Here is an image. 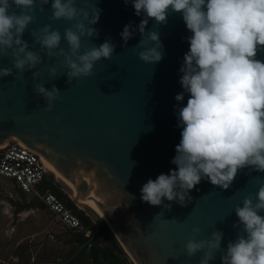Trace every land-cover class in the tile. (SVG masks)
I'll return each instance as SVG.
<instances>
[{
  "label": "water",
  "instance_id": "1",
  "mask_svg": "<svg viewBox=\"0 0 264 264\" xmlns=\"http://www.w3.org/2000/svg\"><path fill=\"white\" fill-rule=\"evenodd\" d=\"M94 2L101 9L93 25L98 36L82 38L81 51L98 47L109 38L115 49L111 59L102 58L94 64L93 75L67 83L63 58H48L39 52L42 62L33 70L39 72L36 80L31 78L32 70L19 79V73L0 78V146L14 138L47 160L65 180L48 170L45 178L51 177L95 224L90 237L69 256L46 264H66L74 259L95 238L102 221L134 264H199L202 253L188 257L184 247L193 238L192 228H200L196 240L209 239L213 231L220 230L221 247L209 264H221L228 242L235 241L238 234L245 235L233 226L239 223L234 208L249 194L255 196L259 183L264 182H258L257 177L264 178V172L241 169L228 189L201 179L189 191L192 200L185 206L163 198L170 209L143 202L142 185L176 168L171 160L182 130L178 108L186 105L188 94L179 102L175 95L183 91L179 69L191 33L181 13H171L167 23L159 26L150 19L146 31L159 32L162 59L145 63L136 54L139 31H134L126 44L120 36L125 25L131 24L135 30L143 18L135 15L131 0H89ZM51 13V0L43 11L37 7L35 19L22 36L29 50L40 49L30 30L50 24L63 37L64 29L71 25L64 19L51 20ZM61 47L67 48L63 38ZM256 58L264 62V50ZM11 64L10 52L0 57V67ZM51 66L56 68L55 77L49 72ZM36 83L46 88L55 85L61 91L51 111L44 110L45 101L34 91ZM86 200L94 201L100 213Z\"/></svg>",
  "mask_w": 264,
  "mask_h": 264
},
{
  "label": "clouds",
  "instance_id": "2",
  "mask_svg": "<svg viewBox=\"0 0 264 264\" xmlns=\"http://www.w3.org/2000/svg\"><path fill=\"white\" fill-rule=\"evenodd\" d=\"M127 3V0H125ZM49 0H0V57H12L11 67H0V78H22L42 62L39 52L48 58L62 57L67 83L73 78L93 75L97 61L111 59L115 45L106 39L98 47L82 49V38L98 36L93 27L101 9L89 0H51V20L72 22L63 32L45 24L29 34L40 45L39 51L29 50L22 39L27 26L35 19V11H43ZM135 15L143 16L137 28L124 26L123 42L138 30L141 36L136 53L145 63L162 59L163 44L159 32L146 31L150 19L155 25L167 23L171 13H181L186 28L189 49L183 56L179 71L183 91L176 101L186 105L178 108L180 140L175 146L171 163L176 166L168 174L148 179L140 189L141 200L152 206L170 209L163 199L181 206L191 202L189 191L207 179L212 185L228 189L237 173L244 168L264 172V62L257 53L264 50V0H131ZM67 48L61 47V40ZM133 47V48H135ZM15 70V72H14ZM49 72L56 76L55 66ZM35 93L45 101L44 110L51 111L60 90L43 83L34 85ZM177 106L174 105V108ZM264 178L257 177L258 182ZM163 198V199H162ZM238 224L245 235L229 241L221 255V264H264V182L259 183L255 196L244 197L234 208ZM200 232L193 227V238L185 243L186 255L202 253L199 264H209L221 247L223 233L215 230L209 239H195Z\"/></svg>",
  "mask_w": 264,
  "mask_h": 264
},
{
  "label": "trees",
  "instance_id": "3",
  "mask_svg": "<svg viewBox=\"0 0 264 264\" xmlns=\"http://www.w3.org/2000/svg\"><path fill=\"white\" fill-rule=\"evenodd\" d=\"M13 181V180H12ZM14 183V188L18 193L26 198L28 195L24 193ZM42 186H48L56 193L65 204L78 215L85 226L91 229L92 233L95 229L93 219L86 214L82 209H79L75 203L64 193L57 184H55L51 177H47L43 180ZM23 207H36L39 210H44L43 204L33 198V200L25 203ZM69 236V240L62 241L63 244L69 247L62 248L61 245L55 243L44 244L36 250V244L29 238H25L18 242L13 241L10 251L6 254L0 253V264H46L57 263L63 258L69 256L87 237H83L81 234L74 232L70 229H64ZM71 241V242H70ZM9 243V241L7 242ZM66 264H133L123 248L114 237L108 225L102 221L101 227L97 232L95 238L87 244L80 253L71 261Z\"/></svg>",
  "mask_w": 264,
  "mask_h": 264
},
{
  "label": "built area",
  "instance_id": "4",
  "mask_svg": "<svg viewBox=\"0 0 264 264\" xmlns=\"http://www.w3.org/2000/svg\"><path fill=\"white\" fill-rule=\"evenodd\" d=\"M45 173L43 158L18 140L12 138L0 146V176L13 180L20 190L39 200L62 227L90 237L91 229L78 215L50 187L42 186Z\"/></svg>",
  "mask_w": 264,
  "mask_h": 264
},
{
  "label": "rangeland",
  "instance_id": "5",
  "mask_svg": "<svg viewBox=\"0 0 264 264\" xmlns=\"http://www.w3.org/2000/svg\"><path fill=\"white\" fill-rule=\"evenodd\" d=\"M13 185L11 179L0 176V253H8L13 241H18L19 238L32 240L36 244V250L47 243H55L67 249L69 246L62 242L69 237L65 228L45 209L23 207L33 198H23ZM126 255L134 264L127 253Z\"/></svg>",
  "mask_w": 264,
  "mask_h": 264
},
{
  "label": "bare ground",
  "instance_id": "6",
  "mask_svg": "<svg viewBox=\"0 0 264 264\" xmlns=\"http://www.w3.org/2000/svg\"><path fill=\"white\" fill-rule=\"evenodd\" d=\"M43 162H44V166H45V168H46V170H48V171H51L52 172V174L56 177V178H63V177H61V175L52 167V165L47 161V160H45L44 158H43ZM64 179V178H63ZM65 180V179H64ZM68 183V182H67ZM70 186H71V188L74 190V193H75V189H74V186H72L70 183H68ZM86 202V204H88L89 206H91L92 208H94L96 211H98L99 213H100V211H99V209L97 208V206H96V204L94 203V201H92V200H86L85 201Z\"/></svg>",
  "mask_w": 264,
  "mask_h": 264
},
{
  "label": "crops",
  "instance_id": "7",
  "mask_svg": "<svg viewBox=\"0 0 264 264\" xmlns=\"http://www.w3.org/2000/svg\"><path fill=\"white\" fill-rule=\"evenodd\" d=\"M36 208V207H35ZM36 209H38V208H36ZM39 210V209H38ZM46 210V209H45ZM23 239H25V238H19L18 239V242H20V241H22ZM67 240H69V237H68V239ZM71 242V241H70Z\"/></svg>",
  "mask_w": 264,
  "mask_h": 264
}]
</instances>
